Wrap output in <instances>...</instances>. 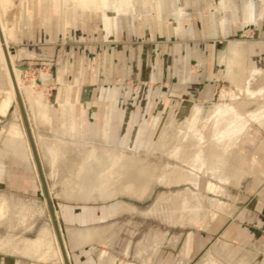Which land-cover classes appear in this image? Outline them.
Listing matches in <instances>:
<instances>
[{"label":"rangeland","instance_id":"374dc122","mask_svg":"<svg viewBox=\"0 0 264 264\" xmlns=\"http://www.w3.org/2000/svg\"><path fill=\"white\" fill-rule=\"evenodd\" d=\"M60 2L56 5L54 0H13L10 9L16 15L7 32L12 38L8 47L14 63L23 68L19 70L22 87L29 88L25 94L16 87L70 264H202L209 252L214 264H264V128L256 123L251 125L252 140H239L241 151L235 154L240 160L237 168L243 172L252 166L253 159L259 160L253 175L236 170L224 184L204 176L196 188L189 184L168 187L152 180L143 199L122 193L111 198L78 196L81 183L96 187L111 167L116 173L113 182L121 183L128 160L160 172L159 168L168 162L177 164L164 148L172 144L170 136L179 127L177 119L187 102L200 106L205 117L222 103L223 91L233 90L237 97L233 104L240 113L264 107V7L260 9L262 20L250 31L254 37V30H258V39L248 44L239 42L245 49L250 44L253 49L245 59L247 69L262 71L254 85L256 92L263 93L250 96L244 89L248 83L244 79L240 89H233L229 75L240 73L239 68L231 66L228 56L219 55V50L237 43L243 32L231 37L230 42L180 39L170 34L167 10L162 12L164 22L159 25L151 5L141 6L139 0H134L133 9L119 13L123 15L118 27L115 23L107 27L101 14L106 11L114 15L111 8L83 11L76 3ZM213 7L207 9L208 14H213ZM2 66L0 242L11 239L18 247L21 240H37L40 232L46 231L51 246L56 247L57 236L46 200L38 196L43 194L42 186L16 93L12 95ZM30 91L39 93L36 95L47 105L52 126L35 121L28 105ZM4 103H8L6 109ZM63 104L73 113L75 136L62 134L59 116ZM13 127L24 132L18 137L21 152L7 143ZM44 140L52 150L60 148L54 162L47 160L48 155L46 159L42 157L45 153L40 146ZM93 150L96 158L89 157ZM209 182L218 184L224 193L209 191ZM186 188L206 196L199 205L202 214L198 211L197 219L175 225L178 220L168 223L169 219L160 218L162 211L151 213L161 194H177ZM6 196L10 204L16 205V214L10 210L1 213ZM114 204L133 209L109 216ZM85 230H92V242H75L74 235ZM6 255L9 253L0 255L2 264H38ZM45 263L63 264L56 259Z\"/></svg>","mask_w":264,"mask_h":264},{"label":"bare ground","instance_id":"6f19581e","mask_svg":"<svg viewBox=\"0 0 264 264\" xmlns=\"http://www.w3.org/2000/svg\"><path fill=\"white\" fill-rule=\"evenodd\" d=\"M12 1L13 0H0V64H2L3 65L2 67L5 68L6 78L8 80V86L11 89L12 95H14V93H16L15 85L17 88L18 87L22 88L21 90H23V92L25 91L28 92L29 88L22 87L23 85L21 83V79L19 75L20 68L17 64L14 63L13 60L14 55L9 51V47H8L9 37H10L8 35L10 34L7 31H9V22L13 20V16L16 15L14 9H10L13 5ZM54 1L56 2V5H58V3H61L60 2L61 0H54ZM65 1L66 4L68 2H72V4L76 3L77 7L83 11H89V10L94 11L95 9H97V12L98 9H100L99 11H101V9L105 11L107 10L106 9L107 7L113 9L114 14H118L122 10L131 8L133 3V0H65ZM11 10L12 13H10ZM72 11H70V16L72 14ZM107 13L108 12L105 11L104 13L101 14L106 15ZM19 14L20 13H18L17 15L19 16ZM10 39L12 38L10 37ZM4 48L6 49V51H4ZM254 79L257 80L255 77ZM36 94L39 93L33 94L31 92L28 95V101H29L28 105H30L34 113L35 121L38 123L42 122L41 124L47 122L50 125L51 123L52 126L53 119L50 110L47 109V105L42 102L41 96ZM225 111L226 112H223L221 114L216 113L212 121L208 123L210 124L208 129L209 128L211 129V138L209 139H205L202 136L201 133L202 128L200 127L197 118L185 117L183 116L184 114L180 113L179 118L177 119L179 121L178 123L179 127H177L176 131H174V133L171 134L170 136V138L173 140L172 144H170L169 146L165 145V148L163 147L166 150L163 151H165V153L168 154L169 158L175 160L177 164L174 163L175 165H172L169 164L168 162L166 165H164V167H162L163 169H161V167L159 168L161 170L160 172L158 168L157 169L151 168L150 166L147 167L146 166L147 164L146 165L138 164V162H137L138 165H134L135 163L133 161L128 160L124 165L125 169L122 172V176L124 180H121L120 181L121 183L116 184V182L115 183L113 182V178H114L113 176L116 174L113 167L110 170H108L107 173L103 174L102 177L103 180L100 181V184H98L96 187L92 186L91 188H88L86 184L81 183L78 187L83 193L79 192L80 194H78V196L85 198H89V197L111 198L114 197V195L116 194L122 193L128 195L129 197H136L139 199L141 198L143 199V197L146 195V193L149 190L152 180H156L159 184L168 187L180 185V184H189L195 188L198 186L199 179L204 176L213 178L219 184L225 182V180H227L226 178L229 173V169H228V164L225 160L224 152L227 151V148L233 145L234 138H236L237 135H241L242 133H245L244 130L246 128L245 120L238 119L237 117H235L233 110L226 109ZM262 113L264 114V111ZM258 117H260V113ZM261 118L262 119L258 121L260 126L264 128V116ZM17 128L13 127L11 129L12 134L14 136L18 135L17 137L21 136L22 133L24 135V132L22 130L20 131V129L18 130ZM39 137L37 136V139ZM45 142L46 141L44 140L43 143ZM25 145H27V148L29 150L28 141H25ZM40 147L43 150V154L45 153V156L42 157L45 158L48 155L47 160L53 161L55 156L57 155V151H60V148L57 146L55 147V149L52 150V148L49 145H46V143L43 145V147L42 146ZM215 149L217 150L222 149V154L218 156V154L208 153L209 151ZM93 155L94 152L90 151L89 157L91 158V156ZM29 156H31L30 150H29ZM96 160L97 162H99L98 159ZM132 168L133 170L135 169V171L131 174V172L133 171ZM132 176L136 178H132ZM209 188L210 191L216 194L218 193L221 194L220 191L221 189L218 186H211ZM205 197L198 196V194L193 192L190 188H186L185 191L180 193L178 192L177 194H173L171 192H169L168 194L167 193L161 194L158 197L157 202H155V204L153 205L154 207L151 210V213L155 211L159 214V212L162 211L161 214H159L161 216L160 218H162V216L164 217L162 220L169 219V222L168 220H166V222L168 223H172V222L174 223L175 221L178 220L179 224L178 222H176L177 224L175 225L188 224L190 223V221L198 218L197 213L198 211H200L199 205L202 204L204 199H206ZM166 205L167 206L170 205V206L167 207ZM210 208L211 207H209V209ZM123 209L127 210L133 208L130 207L129 205L114 204L110 207L108 214L109 216H112L113 214H116L120 210L123 211ZM206 209H208V206ZM155 212H153L154 213L153 215H155ZM204 215H206V213ZM171 220H175V221L170 222ZM199 221L200 220L198 219L196 223ZM197 224L199 225V223ZM46 235L48 236L46 231L42 233L40 232L39 238L34 243L29 242L30 243V244L28 243L29 246H27V244H25V246H27V248L35 247L38 250L43 248L45 249L44 250L45 254L41 256L42 259L49 260L56 256L58 261L64 264V259L61 253L58 240H57L58 246L52 247L51 240H48ZM86 238L87 241L89 242L93 240L94 234L92 230L89 231L86 230ZM160 241H162V239H160ZM43 249L41 250L42 252ZM202 264H214L210 252L206 256V259H204V263Z\"/></svg>","mask_w":264,"mask_h":264},{"label":"crops","instance_id":"0c3cea01","mask_svg":"<svg viewBox=\"0 0 264 264\" xmlns=\"http://www.w3.org/2000/svg\"><path fill=\"white\" fill-rule=\"evenodd\" d=\"M139 2L141 6H146L147 4L151 5V8H153L155 11L159 25L163 24L162 22H164L162 12L167 10L170 14V16H168L167 18V21L170 22L171 24L170 34L175 36L176 38L184 39L186 37V38H192L193 40L199 39L205 41L211 40V41L230 42L231 37H235L239 33L243 32L241 36L236 39L237 43L236 42L230 43L226 47L227 49L219 50V55L223 58H226L228 56L230 58L229 63H231V66H237V68H239L240 73L232 72L229 75V78L232 84L234 85L233 89H240L239 85L241 84L242 79H244L245 83H247L248 81L244 89L250 94V96H253L257 93L262 95L263 91L256 92L254 85L255 84L254 77L255 78L260 77L262 71L258 69H256L255 71H249L246 67L245 59L249 57L251 52H253V49L251 48V44L249 46L250 49L249 48L245 49L244 46H242L243 44L240 43L243 42L245 44H248L250 42H253L254 39L255 40L258 39L259 34L257 33L259 31L254 30L253 33L254 37L250 35V31L253 29L252 27H254L255 24L256 25L259 24L260 20H262L261 18L263 16V12L260 9L264 7V0H139ZM212 6L214 7L212 9L213 14L211 15L208 14L207 9H210V7ZM131 8L132 9L134 8V0ZM122 15L123 14H119V13L114 15H110L109 13H107L106 15H102V16H104L103 19L105 20L107 27L112 26V23H115V25L118 27L120 25L118 20L119 17ZM184 26H187L188 28L185 29ZM231 91L233 90H228L227 92L223 91L222 103L216 105L213 108V110L210 111L205 117H202L203 109L192 102L185 103V105L181 108L180 111V113L184 114L183 116L185 117L197 118L198 123L202 128L201 129L202 136L205 139L211 138V129L210 128L208 129L210 125L208 123L212 121L216 113L221 114L223 112H226L225 111L226 109L233 110L235 117H237L238 119L245 120L246 122V128L244 130L245 133H242L241 135H237L238 138L232 137L234 138L233 145L227 148V151L224 152L225 160L228 164L229 173L226 178L227 180H225V182L220 184L227 183L231 178V174L233 172L236 173L238 171L241 173H245L249 176L253 175L257 172V168L259 165V160L253 159L252 166L243 172L237 168L238 165L237 163H240V160L239 159L237 160V158H235V154H237L238 151L239 152L241 151L239 140H241L243 137H245L246 140H252L253 134L251 132L252 131L251 125L252 123H256L260 126L258 120L262 119L261 117L264 116V114L262 113L264 111V107L260 108L257 111H253L249 114L240 113L238 107L234 106L233 104V101L237 98L236 94ZM224 99L225 100L228 99V101H225ZM7 104L4 103V109L7 108ZM259 113H260V117H258ZM68 114L71 115V117H68ZM72 114L73 113L71 112V108L69 106L65 104L61 105L59 121L61 123V131L63 132L62 134L69 132L71 136H75L74 134L75 126L73 124ZM7 143L9 147H16V149L18 148L20 152L22 151L21 141H18V137L14 136L11 131ZM92 152L95 151L93 150ZM208 153L218 154V156H220L222 154V149L211 150ZM218 184H214V183L212 184L211 182H209V186H208L209 191H210L209 187L218 186L221 189L220 190L221 194H223L224 191L222 187H220ZM219 194L220 193L216 195ZM8 200L9 198L6 196L4 200V202L6 203L4 206V210L6 212L3 210L2 213L6 214L10 210L11 213L14 212V214H16L17 212L16 205L12 203L10 204ZM16 203H20V207L23 206L22 204L23 202L21 203V201L16 200ZM1 209H3V205L1 206ZM74 237H75V242H79V244L85 242L89 243V241H87L86 238V230L78 232L76 235H74ZM35 241L36 240H28V239L24 241L21 240L18 243V245L20 244L18 247L14 246L13 240L11 239H9L8 241L7 240L1 241L0 255H2V253H9V255L6 256L19 258L22 260L25 259L27 261L32 260L38 264H47L45 262L54 261L55 259L56 261H58L56 256L49 260L42 259L41 256L45 254L44 251L45 249L43 248H42L43 252L41 251L42 249H39L40 250L39 251L35 247L27 248V246H29L28 245L29 242L34 243ZM25 243L27 244V246H25ZM222 247L224 249L226 246L222 245ZM0 264L2 263L0 262Z\"/></svg>","mask_w":264,"mask_h":264},{"label":"water","instance_id":"95a60500","mask_svg":"<svg viewBox=\"0 0 264 264\" xmlns=\"http://www.w3.org/2000/svg\"><path fill=\"white\" fill-rule=\"evenodd\" d=\"M4 51H6L5 48H4ZM19 68H20V70H23L22 67L19 66ZM15 91H16V99H17L18 106H19V109H20V112H21V115H22V119H23V123H24L25 129H26L27 137L29 139V143H30V146H31V149H32L33 159L35 161V165H36L37 172H38V175H39L40 183H41V186H42L43 194L38 193V196L40 198L44 197V199L46 200L48 211H49L52 223H53L54 231L56 233L57 240L59 242V246H60V249H61V253L63 255L64 264H70L69 256L67 255L65 242H64V239H63V233L61 232V228L59 227V223H58V220H57V217H56V214H55V208H54V205L52 203L51 197L49 195V191H48V188H47V185H46V181H45V177H44V174H43L41 162L39 160V157H38V154H37V150H36V147H35V143L33 141V137H32V134H31V130L29 128V124H28V121H27V117H26V114H25V109H24V106H23V103H22V100H21V96H20V94H19V92H18V90L16 88V85H15Z\"/></svg>","mask_w":264,"mask_h":264},{"label":"flooded vegetation","instance_id":"af4514ba","mask_svg":"<svg viewBox=\"0 0 264 264\" xmlns=\"http://www.w3.org/2000/svg\"><path fill=\"white\" fill-rule=\"evenodd\" d=\"M94 153H95V152H94ZM93 158H96V154L93 155ZM113 165H114V164H113ZM111 168H113V167H111ZM111 168H110V169H111ZM110 169H109V170H110ZM107 172H108V170H107L105 173H107ZM105 173H104V174H105ZM94 174H96V173L94 172ZM98 175H99V174H98ZM99 176H101V174H100ZM92 179H93V177H92ZM101 179H102V177H101ZM100 181H101V180H100ZM87 187H88V186H87ZM88 188H89V187H88ZM79 192H82V191L79 189ZM82 193H83V192H82ZM103 198H108V197H103ZM95 215H96V214H95Z\"/></svg>","mask_w":264,"mask_h":264}]
</instances>
